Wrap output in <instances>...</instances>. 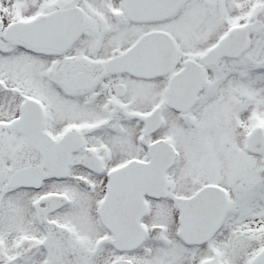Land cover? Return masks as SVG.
Masks as SVG:
<instances>
[{
	"label": "snow or ice",
	"instance_id": "obj_1",
	"mask_svg": "<svg viewBox=\"0 0 264 264\" xmlns=\"http://www.w3.org/2000/svg\"><path fill=\"white\" fill-rule=\"evenodd\" d=\"M0 264H264V0H0Z\"/></svg>",
	"mask_w": 264,
	"mask_h": 264
}]
</instances>
